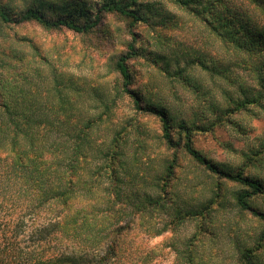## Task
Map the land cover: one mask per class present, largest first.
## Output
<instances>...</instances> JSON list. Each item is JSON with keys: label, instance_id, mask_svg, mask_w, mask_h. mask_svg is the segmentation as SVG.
I'll use <instances>...</instances> for the list:
<instances>
[{"label": "trees", "instance_id": "16d2710c", "mask_svg": "<svg viewBox=\"0 0 264 264\" xmlns=\"http://www.w3.org/2000/svg\"><path fill=\"white\" fill-rule=\"evenodd\" d=\"M11 1L0 0V24L4 27L34 24L46 31L86 36L112 16L123 23L122 30L130 41L111 64L119 79L112 101L105 105L104 112L78 124L73 121L74 103L58 89L62 82L55 71L53 82L59 103L47 106L33 100L25 75L0 73V264H154L153 250L133 244V239L142 229L154 230L149 221L169 208L174 211L170 222L173 228L165 225L153 236L176 229L189 217L196 222L197 233L177 250L174 264H204L197 259L194 244L201 228L197 221L209 216L214 207H225V183L238 187L228 191L234 207L264 223V212L254 205L264 197V181L247 172L263 162L264 139L245 156L239 168L213 162L193 146L196 133L212 132L215 127L232 124L234 115L264 107V0H163L214 36L225 56L233 55V70L226 66L212 72L198 59L200 68L229 81H239L242 72L254 84L244 87L241 78L236 96L227 95L226 108L210 106L215 115L210 123L178 120L169 108L145 100L134 88L130 63L145 57L137 48L136 27H152L150 16L157 17L148 0H98L97 6L91 7L83 0H31L15 13ZM160 21L177 23L169 14ZM148 55L164 78L199 91V85L185 70H173L166 58ZM119 99L129 101L135 112L156 117L160 123L155 142L166 156L154 175L150 193L140 192L139 187L150 172L152 147L137 139L131 157L126 151L134 126L130 129L128 122L115 131L101 151L93 144V130L107 121ZM66 125L73 130L62 134ZM148 149L150 153L146 154ZM138 150L145 152V160ZM183 158L212 181L208 199L184 209L175 207L180 181L177 173ZM26 236L30 239L27 245ZM254 253L252 249L240 250L237 264H258Z\"/></svg>", "mask_w": 264, "mask_h": 264}, {"label": "rangeland", "instance_id": "374dc122", "mask_svg": "<svg viewBox=\"0 0 264 264\" xmlns=\"http://www.w3.org/2000/svg\"><path fill=\"white\" fill-rule=\"evenodd\" d=\"M30 1L12 0V13L21 10ZM83 1L89 7L98 4V0ZM148 1L157 10V17L150 16L152 27L144 24L136 27L135 32L139 34L137 48L144 52L145 57L141 56L130 63L134 88L140 90L145 100L169 108L178 120L214 122L211 105L226 108L227 95L236 96L235 92L243 83L241 78L244 79V87L254 84L242 72H239V81L223 80L216 73L212 74L216 68L222 71L226 66L233 70L232 53L225 56L222 44L176 6L163 0ZM168 14L175 17L176 24L170 21L161 24V18ZM122 26L123 23L117 18L109 16L97 31L79 36L65 31H46L34 24L18 28L0 24V73L8 72L7 76L25 75L28 79L26 88L30 90L33 100L47 106L59 103L53 82L55 71L62 82L58 89L74 103L73 121L78 124L104 112L105 105L113 99L119 79L112 72L111 64L120 52L125 51V42L130 41ZM148 53L166 58L173 70H185V74L199 85V91H190L180 83L164 78L157 66L149 61ZM198 59L212 72L200 68ZM230 120L232 124L225 123L215 127L212 132L196 133L193 146L213 162L239 168L245 163V156L256 150L264 139V107L253 108L252 113L234 115ZM128 122L130 129L134 126L126 145L128 156L131 157L135 151L137 139L144 142V146L152 147L146 152L149 154L151 151L150 172L139 187L140 192L150 193L154 175L166 156L155 142L160 133V123L156 117L135 112L129 101L119 99L109 111L107 121L93 130V144L96 150L105 149L113 133ZM70 129L73 130L66 125L62 134ZM137 152L141 154V160H145V152ZM180 165L175 207L184 209L197 206L208 199L212 181L202 170L190 165L186 158L180 161ZM247 172L264 181V159L261 165L251 167ZM225 187V207H214L209 216L197 221L201 225L194 243L199 254L197 259H202L204 264H237L239 251L252 249L258 264H264V223L249 213H240L230 201L228 192L238 187L229 183H225ZM254 205L264 212V197L258 198ZM173 217V208L157 213L150 223L147 222L155 229L150 232L142 229L133 239V244L147 245L153 250L154 264H174L177 250H182L184 244L197 233L196 222L188 217L176 229L153 236L157 229L165 225L173 228L170 225ZM24 242L27 245L30 239L26 236Z\"/></svg>", "mask_w": 264, "mask_h": 264}]
</instances>
